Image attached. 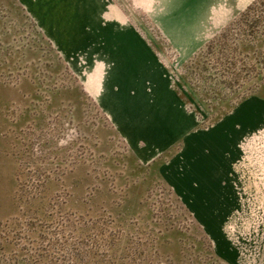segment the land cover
I'll list each match as a JSON object with an SVG mask.
<instances>
[{
    "label": "rangeland",
    "instance_id": "374dc122",
    "mask_svg": "<svg viewBox=\"0 0 264 264\" xmlns=\"http://www.w3.org/2000/svg\"><path fill=\"white\" fill-rule=\"evenodd\" d=\"M252 1L93 9L94 30L112 7L152 50L194 128L223 130L232 208L209 232L168 183L180 145L142 158L92 91V56L67 59L20 0H0V264H264V30L227 39L235 67L206 49Z\"/></svg>",
    "mask_w": 264,
    "mask_h": 264
},
{
    "label": "crops",
    "instance_id": "0c3cea01",
    "mask_svg": "<svg viewBox=\"0 0 264 264\" xmlns=\"http://www.w3.org/2000/svg\"><path fill=\"white\" fill-rule=\"evenodd\" d=\"M20 2L37 17L63 56L72 60L74 54L86 52L96 61L99 80L92 91L142 158L180 145L168 160V183L209 232L218 229L213 217L226 215L232 208L230 162L223 160L225 153L221 156L219 148L225 143L223 130L194 128L196 120L184 111L166 70L135 32L121 26L122 19L112 7L104 12L106 31L94 30L93 9L101 11L102 0ZM234 152L228 151L229 159H234Z\"/></svg>",
    "mask_w": 264,
    "mask_h": 264
},
{
    "label": "trees",
    "instance_id": "16d2710c",
    "mask_svg": "<svg viewBox=\"0 0 264 264\" xmlns=\"http://www.w3.org/2000/svg\"><path fill=\"white\" fill-rule=\"evenodd\" d=\"M260 29L264 30V0H253L242 12H240L239 16L229 23V25L221 31L212 42H210L206 49L208 53H219L217 57L222 64H234L236 66L238 59V49L240 45H236L235 47H230L228 44H225L227 39L233 35L236 30H241L240 34H247L252 38H256L259 36ZM261 33V35H263ZM241 52V51H240ZM243 52V51H242ZM261 52L259 50L258 56H260ZM233 71L232 74H234ZM231 74V75H232Z\"/></svg>",
    "mask_w": 264,
    "mask_h": 264
}]
</instances>
